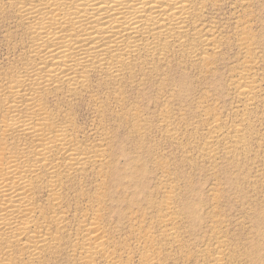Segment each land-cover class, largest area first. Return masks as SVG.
<instances>
[{
    "label": "bare ground",
    "instance_id": "1",
    "mask_svg": "<svg viewBox=\"0 0 264 264\" xmlns=\"http://www.w3.org/2000/svg\"><path fill=\"white\" fill-rule=\"evenodd\" d=\"M220 1H0V11L14 15L26 38L23 66L10 67L7 79L0 78V264H53L64 254L73 264H124L107 228L109 211L116 207L110 208L104 188L107 183L127 187L125 178L137 180L145 174L131 167L134 163L120 145L134 139L120 130L130 121V115L123 112L124 85L136 82L137 73L146 78L156 72L158 64L168 62L175 52L196 51L194 42H199L206 55L212 48L219 52L222 41L215 36L217 27L208 28L204 18L208 5ZM6 35L9 39L15 36L12 31ZM192 53L195 59L200 55ZM202 53L200 58L205 56ZM95 76L102 79L97 85L92 80ZM240 84L238 94L252 102L257 86ZM109 85L116 86L112 99L122 111L112 119L113 125L109 123L111 111L92 95ZM88 96V106L100 118L97 130L91 131V143L80 138L82 129L77 122L79 104ZM107 98L111 100L110 95ZM162 117L159 130L172 145L176 132L168 116ZM130 125L132 134H143V126ZM236 128L233 132H240ZM158 169L163 170L158 189L166 195L161 204L166 213L160 209V224L163 234L173 241L176 187L170 164L162 161ZM90 174L97 179L93 194L85 190ZM143 247L140 251L153 250L154 239L146 237ZM218 253L213 261L220 264L223 252ZM161 257L149 253L143 259L155 264Z\"/></svg>",
    "mask_w": 264,
    "mask_h": 264
},
{
    "label": "rangeland",
    "instance_id": "2",
    "mask_svg": "<svg viewBox=\"0 0 264 264\" xmlns=\"http://www.w3.org/2000/svg\"><path fill=\"white\" fill-rule=\"evenodd\" d=\"M0 1L6 4L10 0ZM217 4L208 5L204 24L212 29L217 27L215 36L219 43L222 41L218 43L219 52L212 48L208 52L211 56H207L199 42H194L197 47L192 52L202 53L204 59L200 55L195 59L191 51L183 55L175 52L168 62L158 64L156 72L146 78L137 73L136 82L124 85L123 112L130 115V121L120 130L134 139L120 145L131 157V167L137 166L145 173L137 180L125 178L127 187L107 183L104 188L110 208L116 207L109 211L107 228L124 264H143L149 253L162 255L161 262L155 264H218L214 262L218 252H223L220 264H264V0H222ZM17 22L11 12L0 11L2 79H7L10 67L17 70L26 61V38ZM8 31L14 32L13 40L7 38ZM92 80L94 85L102 81L98 76ZM240 83L257 86L252 102L238 94ZM107 87L92 95L111 111L109 123L113 125L112 119H117L122 111L112 99L116 86ZM85 98L79 104L82 106L77 122L82 129L80 138L91 143V131L97 130L100 118L94 107L88 106L90 97ZM163 115L168 116L176 132L172 145L159 130ZM212 120L219 122L215 121V125ZM136 122L144 127L142 135L131 132L130 123ZM233 127L240 132H233ZM109 128L107 125L108 131ZM114 129L117 131L115 126ZM162 161L170 164L171 181L176 187L173 241L163 234L165 229L160 224L161 215L166 213L162 210L166 195L158 189L163 179V170L158 169ZM96 180L90 174L85 190L93 194L97 190ZM146 237L154 239L155 247L140 251ZM53 264L73 262L64 254Z\"/></svg>",
    "mask_w": 264,
    "mask_h": 264
}]
</instances>
